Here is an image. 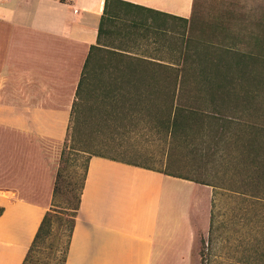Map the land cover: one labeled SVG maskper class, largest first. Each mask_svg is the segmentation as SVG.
Returning a JSON list of instances; mask_svg holds the SVG:
<instances>
[{"label":"crops","instance_id":"crops-1","mask_svg":"<svg viewBox=\"0 0 264 264\" xmlns=\"http://www.w3.org/2000/svg\"><path fill=\"white\" fill-rule=\"evenodd\" d=\"M113 1L103 14L104 0H0V264L22 263L50 207L89 47L120 52L126 82L184 76L179 53L193 44L195 0ZM111 33L120 46H109ZM206 189L151 167L90 156L64 264H189L192 218L203 212ZM178 190L185 193L181 216ZM180 230L185 240L177 246Z\"/></svg>","mask_w":264,"mask_h":264},{"label":"trees","instance_id":"trees-1","mask_svg":"<svg viewBox=\"0 0 264 264\" xmlns=\"http://www.w3.org/2000/svg\"><path fill=\"white\" fill-rule=\"evenodd\" d=\"M109 1L113 0L103 2V14ZM101 26L102 16L98 35ZM96 44L99 45L98 37ZM216 48L214 50L217 55L206 62L199 76L183 77L178 82H102L103 86L108 85L102 103L116 106L120 101L133 104L134 98L140 99L142 105L145 103L142 106L144 114L154 116L156 128L161 130L166 139L184 147L192 146L188 148V152L198 158L196 160L202 163L203 168L211 164L213 170L220 173V176H213L217 182L165 174L218 189L227 199L235 198L236 205L229 225L247 228L252 240L248 242L246 236L241 237L237 262L264 264V61H258L257 55L236 54L229 48ZM99 51L101 49L97 46H90L83 62L55 172L50 207L42 216L21 264H28L40 242L51 234L53 221H57L59 225L66 224L64 245L57 259V264H64L87 161L90 156L104 157L98 154L87 156L76 193L72 194V200L69 199V181L64 176L68 162L64 153L66 137L72 116L88 88L94 54ZM193 54L197 57L198 48L194 49ZM224 54L229 60H224ZM115 55L122 57L120 53ZM135 90L141 92L138 97L135 95L137 93L132 92ZM104 115L119 114L107 110ZM60 195L65 206L61 211H56Z\"/></svg>","mask_w":264,"mask_h":264},{"label":"rangeland","instance_id":"rangeland-1","mask_svg":"<svg viewBox=\"0 0 264 264\" xmlns=\"http://www.w3.org/2000/svg\"><path fill=\"white\" fill-rule=\"evenodd\" d=\"M193 11V44H188L187 50H180L179 53L182 58L179 56L178 63L182 65L181 70H184L183 77L201 75V68L217 55L214 50L216 47L229 48L236 54L257 55L258 61H264V0H195ZM244 34L247 39L250 36L253 38V44L243 40ZM109 36L110 47L120 46V42L115 43L113 33ZM195 48H198L197 57L193 54ZM110 52L115 53L111 55ZM116 53L120 52L114 51V48H103L95 52L88 88L84 91L82 102L69 124L64 151L68 158L64 176L69 181V199L72 200V194L76 193L85 159L92 154L199 181H215L213 176H220V173L214 171L211 164L203 168L202 163L196 160L198 158L188 152V148L192 146L184 147L178 142L166 139L161 130L156 128L154 116L144 114L142 106L145 103L142 105L140 99L134 98L133 104L120 101L116 106L102 103L108 85L103 86L101 83L121 81L128 72L121 65L123 56L120 58ZM224 56V60H229L226 54ZM132 92L139 93L140 90ZM107 110L115 111L119 115H104ZM206 190L209 198L207 201L205 196L202 198L203 212H195L192 218L194 240L189 264H239L238 244L241 237L246 236L248 242L252 240L247 228L236 224L229 225L236 200L227 199L218 189L208 186ZM192 193L196 196L195 190ZM184 198L185 193L178 190L177 213L180 216ZM64 203L60 195L55 210L61 211ZM176 220L177 223L182 222L179 216ZM65 235L66 224L59 225L57 221H53L51 234L40 242L28 264H57ZM183 235L182 230L178 231L175 239L177 246L185 240L182 239Z\"/></svg>","mask_w":264,"mask_h":264}]
</instances>
